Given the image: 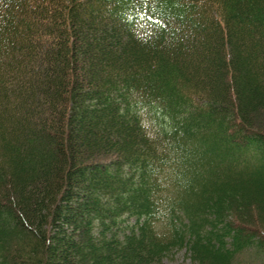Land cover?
Listing matches in <instances>:
<instances>
[{"label": "trees", "instance_id": "1", "mask_svg": "<svg viewBox=\"0 0 264 264\" xmlns=\"http://www.w3.org/2000/svg\"><path fill=\"white\" fill-rule=\"evenodd\" d=\"M182 250L264 259V0H0V264Z\"/></svg>", "mask_w": 264, "mask_h": 264}, {"label": "rangeland", "instance_id": "2", "mask_svg": "<svg viewBox=\"0 0 264 264\" xmlns=\"http://www.w3.org/2000/svg\"><path fill=\"white\" fill-rule=\"evenodd\" d=\"M241 158L249 159L252 157L250 153H242L240 154ZM240 258L244 259L247 264H264V259L261 260L255 255H251L250 253L242 255ZM165 264H190V260L188 259V256L186 255V251H178L173 253L169 256L168 259L165 260Z\"/></svg>", "mask_w": 264, "mask_h": 264}]
</instances>
